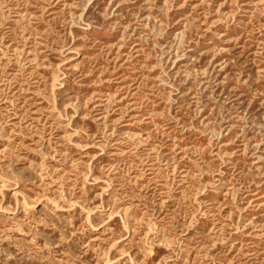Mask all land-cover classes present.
Here are the masks:
<instances>
[{
	"label": "rangeland",
	"instance_id": "rangeland-1",
	"mask_svg": "<svg viewBox=\"0 0 264 264\" xmlns=\"http://www.w3.org/2000/svg\"><path fill=\"white\" fill-rule=\"evenodd\" d=\"M0 264H264V0H0Z\"/></svg>",
	"mask_w": 264,
	"mask_h": 264
}]
</instances>
